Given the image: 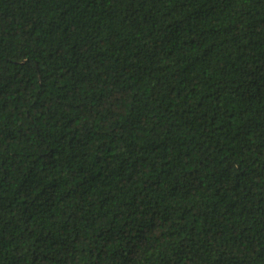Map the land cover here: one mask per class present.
<instances>
[{
    "label": "trees",
    "instance_id": "obj_1",
    "mask_svg": "<svg viewBox=\"0 0 264 264\" xmlns=\"http://www.w3.org/2000/svg\"><path fill=\"white\" fill-rule=\"evenodd\" d=\"M0 264H264V0H0Z\"/></svg>",
    "mask_w": 264,
    "mask_h": 264
}]
</instances>
